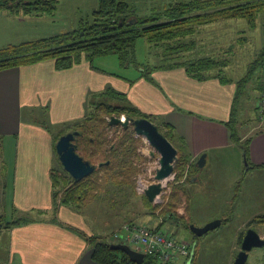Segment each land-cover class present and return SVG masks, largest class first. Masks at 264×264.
Segmentation results:
<instances>
[{"label":"rangeland","instance_id":"374dc122","mask_svg":"<svg viewBox=\"0 0 264 264\" xmlns=\"http://www.w3.org/2000/svg\"><path fill=\"white\" fill-rule=\"evenodd\" d=\"M172 1L130 0V4L138 9L139 16H144L155 9L163 10ZM98 6V0H60L53 13L29 20L27 27L21 25L20 31L25 29L27 40L63 33L78 27L80 20L88 18ZM263 31L264 13L259 17L256 29H250L244 20H220L200 26L197 33L169 43L150 44L145 37H140L133 50L97 57L93 64L111 77L117 76L132 83L145 76L143 68L155 71L156 67L168 63L212 55L230 59V66L224 72L237 80L246 75L249 63L262 47ZM241 37L245 38L243 44L238 41ZM192 41L196 44L193 50L165 54L169 46L191 44ZM230 45L234 48L230 49ZM259 81L264 84V73L261 71L253 76L240 97L234 123L238 136H244L257 123L264 121V96L258 89ZM125 99L130 100L127 93ZM23 115L24 119H32L37 125L42 122L41 125L54 134L55 143L61 135L75 131L78 127L77 121L51 124L40 108H36L33 114L24 109ZM99 115L89 123L86 137L80 140L78 149L81 156L98 166L107 161V147L116 145L115 155L109 158L111 164L98 167L93 175V193L81 209L89 224L97 221L103 226L91 225L94 230L98 229V234L104 235L112 243H124L123 239L114 237L113 230L118 231L126 223L155 228L164 220L161 230L171 233L175 238L195 243L192 264H234L240 250L241 235L249 227L255 228L264 237V224L249 225L254 215L264 214V169L247 170L243 143L236 142L233 147L204 152L207 155L204 166H198L189 181L176 184L175 177L168 180L157 202L152 203L158 206L154 210L145 205L144 193L140 192L138 182L140 178L149 184L154 182L159 168V153L146 138L136 134L134 127L126 132L121 125H108L105 120H110L111 116L105 112ZM93 127L94 131L91 130ZM160 129L164 132L165 128L160 126ZM87 136L94 138L92 144L88 143ZM189 165L188 162L187 171L192 168ZM56 167L67 175L59 159ZM2 170L6 175L8 169L2 167ZM193 179L196 180L192 183ZM0 183V215H3L6 214L7 203L1 180ZM62 205L59 204V207ZM167 211L173 212L172 217ZM215 219H220L221 225L202 236H196L190 229L192 224L201 227ZM127 244L137 248L132 242ZM4 254L0 241V259ZM150 257H146V261ZM247 264H264V247L253 248L249 252Z\"/></svg>","mask_w":264,"mask_h":264},{"label":"crops","instance_id":"0c3cea01","mask_svg":"<svg viewBox=\"0 0 264 264\" xmlns=\"http://www.w3.org/2000/svg\"><path fill=\"white\" fill-rule=\"evenodd\" d=\"M43 15L0 10V49L28 41L25 29L20 31L21 25L25 28L29 20ZM151 76L154 82L139 77L130 83L93 68L87 60L63 70L56 69L54 60H45L0 71V180L7 203L4 215L10 221L24 214L31 217L25 224L0 232L5 252L0 264H100L93 259L94 248L73 229L86 236H104L92 227L103 226L97 221L89 224L82 208L59 204L55 208L51 174L59 158L54 134L42 122L37 125L32 119H24V109L33 114L40 108L54 125L75 122L88 114L91 94L112 87L127 93L133 106L153 116L158 125H171L175 143L190 157V164L201 153L235 146L225 123L231 118L238 79L227 75L232 81L223 83L214 73L206 80H197L182 66L155 69ZM239 138L237 143L251 139V166L247 170L264 169V121ZM2 167L8 169L6 175Z\"/></svg>","mask_w":264,"mask_h":264},{"label":"trees","instance_id":"16d2710c","mask_svg":"<svg viewBox=\"0 0 264 264\" xmlns=\"http://www.w3.org/2000/svg\"><path fill=\"white\" fill-rule=\"evenodd\" d=\"M59 2L60 0H0V10H7L13 14L43 15L53 13L57 9ZM263 13L264 0H174L163 10L155 9L151 14L144 16L138 15V9L130 4V0H99L97 9L93 10L88 18H82L78 27L72 30L18 44H10L0 49V71L45 60H54L57 70L72 68L83 60H87L93 68H96L93 64L95 58L131 51L135 48L136 42L140 37H145L150 44L169 43L193 35L195 32L197 33L200 26L220 20H244L250 29H256L259 17ZM244 40V37L238 39L241 44L245 42ZM195 46V41H192L191 44L169 46L165 54L193 50ZM229 47L230 49L234 48L233 45ZM229 64L230 59L228 58L221 59L212 55H205L183 62L168 63L164 66L156 67V69L161 67L171 69L182 66L189 76L197 80H206L215 73V76L221 82L228 83L232 80L227 77L224 68ZM143 70L145 75L143 77L154 82L151 76L152 71H147L146 68H143ZM260 71L264 73V31L262 47L256 57L249 63L246 75L236 81L237 90L231 118L225 123L230 127L234 142L240 141L234 126L240 97L253 76ZM258 89L264 96V84L260 81ZM125 97V93H121L112 87L90 95L88 114L82 120L75 121L78 123L75 131H79V135L75 139L77 150L79 149L80 140H84L86 137L89 123L100 117L99 114L101 112H105L107 116H121L124 114L130 118L143 117L155 121L153 116L141 112ZM105 122L110 125V120L106 119ZM158 126L159 129L160 126L165 128L163 133L178 149V158L174 168L176 184L183 183L186 180L189 181L190 176L197 171L198 165L196 163L190 164L189 167L191 166L192 168L187 171L186 166L190 161V157L181 146L176 145L173 127L168 123ZM130 127H133V125ZM130 127H123L124 131L127 132ZM91 130L94 131V127ZM87 141L92 144L94 138L87 136ZM250 141L251 139L247 138L243 143L249 164L248 167L251 166L249 161ZM1 150L2 137L0 135V153ZM115 152L116 145L113 144L107 147L105 150L107 161L101 162L102 164L99 167L111 164L112 161L109 158L114 156ZM59 169H52L51 174L54 205L67 204L75 209H81L85 200L93 193L94 181L92 178L97 169L91 175L78 182L74 181L71 175L64 170L63 166L62 169L67 175ZM57 200L59 203H55ZM143 200L146 206L154 210L157 209L158 206L153 205L145 195H143ZM167 212L169 217H172L173 212ZM15 217L10 221L4 214L0 215V232L3 229L22 225L31 220V217L27 214L20 218ZM164 222V220L161 221L155 228L161 230ZM253 223L264 224V214L255 216L249 222V225ZM73 230L86 239L94 248L93 259L96 262L100 264H137L125 252L112 249V242L108 241L106 237L100 235L86 236L78 230ZM243 236L242 234L240 241H242ZM146 257L150 256L146 255L142 264H165L154 257H150L146 261Z\"/></svg>","mask_w":264,"mask_h":264},{"label":"water","instance_id":"95a60500","mask_svg":"<svg viewBox=\"0 0 264 264\" xmlns=\"http://www.w3.org/2000/svg\"><path fill=\"white\" fill-rule=\"evenodd\" d=\"M110 125H121L128 128L133 125L138 136H143L151 144V146L159 153V168L156 170L155 180L145 190L144 195L151 203H156L157 198L162 194L168 180L174 174L175 163L178 158V149L170 141V139L159 129V126L148 118H130L125 115V121L117 115L110 117ZM79 131H71L61 135L56 142L55 148L58 158L63 168L71 175L75 182L81 181L91 175L100 165L92 163L78 153L75 143ZM206 153H202L197 160L199 167L204 166L206 162ZM244 159L248 167V160L244 149ZM220 219H215L204 226H190L191 231L196 236H202L209 231L221 225ZM264 247V237L257 232L255 228L249 227L241 241L240 250L235 257L234 264H247L249 252L253 248ZM114 250L125 252L129 258L137 264H142L145 254L132 248L123 242H114L111 244ZM192 264V259L188 262Z\"/></svg>","mask_w":264,"mask_h":264},{"label":"built area","instance_id":"2783aa9c","mask_svg":"<svg viewBox=\"0 0 264 264\" xmlns=\"http://www.w3.org/2000/svg\"><path fill=\"white\" fill-rule=\"evenodd\" d=\"M119 117L122 121H125L124 114ZM174 177L175 172L171 178L173 179ZM149 185L150 184L146 182L144 178H140L138 182L140 192L144 193V190ZM114 237L121 240L123 239L126 244L127 242L134 243L137 245L136 249L143 252L145 256H152L159 262L165 264H188L194 256L195 243L185 239L175 238L169 232L157 230L156 228L148 225L126 223L121 227V229L114 233Z\"/></svg>","mask_w":264,"mask_h":264}]
</instances>
